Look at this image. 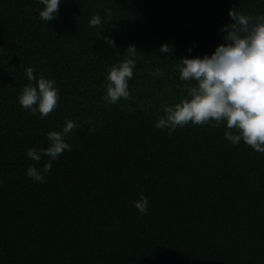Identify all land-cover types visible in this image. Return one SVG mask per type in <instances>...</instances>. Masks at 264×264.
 <instances>
[{
    "label": "trees",
    "instance_id": "obj_1",
    "mask_svg": "<svg viewBox=\"0 0 264 264\" xmlns=\"http://www.w3.org/2000/svg\"><path fill=\"white\" fill-rule=\"evenodd\" d=\"M43 7L0 0V264H264V154L228 141L226 123L155 127L187 95L177 62L210 56L229 10L261 15L264 0H61L48 22ZM129 45L131 99L111 104L107 70ZM29 67L59 90L44 119L18 102ZM157 68L162 77L149 75ZM66 120L72 151L32 180L29 166L50 157L27 151L47 148Z\"/></svg>",
    "mask_w": 264,
    "mask_h": 264
},
{
    "label": "clouds",
    "instance_id": "obj_2",
    "mask_svg": "<svg viewBox=\"0 0 264 264\" xmlns=\"http://www.w3.org/2000/svg\"><path fill=\"white\" fill-rule=\"evenodd\" d=\"M44 6L38 9L40 19L51 21L58 16L61 0H40ZM111 16V10L107 12ZM228 15L232 23L222 27L225 33L224 43L216 46L215 51L202 58H181L176 67L179 78L185 84L186 96L174 106L165 105L163 114L157 117L155 127L168 129V134L189 122L194 125L213 126L226 123L228 131L224 136L233 145L243 141L256 152L264 154V14L250 15L230 9ZM91 27L101 26V17L94 15L90 20ZM109 46H114V39L103 37ZM172 51L165 43L160 52L168 54ZM191 51V49H189ZM127 57L119 64L107 70L104 100L117 104L120 99H131L128 81L133 77L137 49L129 45ZM29 83L22 88L18 102L33 115L39 113L40 118H47L58 105L59 90L55 81L43 75H34V69L26 70ZM149 75L163 76L159 68L150 70ZM77 126L74 121L66 120L62 131H50L47 148L29 149L27 157L39 162L43 156L50 157L41 170L29 166L27 176L36 182L43 183L45 176L52 169V161H56L72 146L65 142L66 135ZM43 173V174H42ZM141 214L148 213V199L141 194L134 202Z\"/></svg>",
    "mask_w": 264,
    "mask_h": 264
}]
</instances>
